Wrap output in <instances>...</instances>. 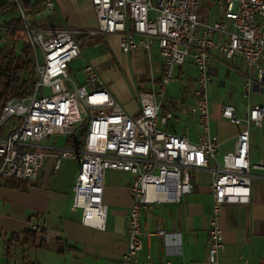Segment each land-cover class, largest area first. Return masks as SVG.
Segmentation results:
<instances>
[{
  "label": "built area",
  "instance_id": "obj_1",
  "mask_svg": "<svg viewBox=\"0 0 264 264\" xmlns=\"http://www.w3.org/2000/svg\"><path fill=\"white\" fill-rule=\"evenodd\" d=\"M202 0H92L98 27H41L31 13L20 6L23 28L32 45L37 78L23 96L10 97L0 116V179L15 177L35 180L50 158L60 169L65 158L80 162L74 184L72 210L82 209V222L106 228L108 204L104 199L109 170L130 173L133 202L127 213V247L122 264H173L155 262L149 253L142 262V213L155 203H179L193 191V173L211 169L213 213L209 225L207 264H220L225 249L220 223L224 204H248L252 197V170L264 168V161L251 159L252 128L264 125V104H248L246 116L235 104H225L222 114L236 124L246 123L237 135L235 148L218 153L222 142L214 129L211 65L214 50L220 49L227 60L240 54L246 63V94L264 88V0H211L221 19L206 21L199 8ZM55 6L53 0L48 1ZM116 35L123 51L141 47L152 53L157 45L162 70H152L151 89L135 95L137 112H130L102 79L94 64L86 66V82L78 85L69 73V64L82 54L79 35ZM39 52L44 56L41 62ZM197 67L194 101L184 112L195 118L196 137L191 124L183 133L163 125L177 119L176 108L165 109L169 85L179 66L188 59ZM73 84L72 89L66 82ZM79 100L90 115L84 116ZM170 103V100H169ZM88 127L80 148L47 146L42 140L52 134H71L79 123ZM9 124V125H7ZM6 131V132H5ZM55 150H60L56 152ZM211 161L218 164L211 167ZM38 229V225H33ZM163 236L167 230L156 232Z\"/></svg>",
  "mask_w": 264,
  "mask_h": 264
},
{
  "label": "crops",
  "instance_id": "obj_2",
  "mask_svg": "<svg viewBox=\"0 0 264 264\" xmlns=\"http://www.w3.org/2000/svg\"><path fill=\"white\" fill-rule=\"evenodd\" d=\"M48 1L0 0V49L5 45L8 49L17 48V42L7 34V26L12 19L21 17L20 6L31 13V19L37 26L73 27L85 30L98 27V18L92 0H53L54 7H50ZM6 2L9 5L1 7V4ZM216 8L218 14H213L211 20L222 18L219 8ZM202 15L200 13L201 17ZM79 39L83 46L82 54L90 51L87 64L83 67L85 71L88 64H97L102 60L113 61L114 59L117 66L118 63L125 61L127 54L122 52L116 35L81 34ZM87 41L92 43L90 48L86 47ZM154 46L158 50L157 45ZM127 53L137 55L146 53V49L141 47ZM2 55L0 51V63L3 59ZM189 61L195 65L191 59ZM149 65L152 68V64ZM184 65L177 68L176 76L186 73ZM222 66H227L229 71L234 70L246 76V63L240 54L233 60H227L217 48L214 50L211 65L212 80L213 72H218ZM111 69L113 70V67ZM156 70L159 76L162 70L160 55L156 62ZM113 71L108 70V73L104 72L102 76L107 80L115 78L117 81L118 71ZM193 81L195 83V77ZM107 85L122 101L125 95L128 99L131 96L130 92H124V90L122 92L114 85ZM192 98L194 101V89ZM130 101L136 105L133 113L137 112L138 100L132 96ZM183 103L185 105L186 100H183ZM228 103L212 100L214 129L222 142L219 152L225 148L224 152L218 153L220 160L225 153L235 148L238 133L246 127L245 122L236 124L223 116L222 108ZM171 104L176 106L178 118L170 120L165 124L168 126L164 127L172 132L183 133L185 124L189 123V120L194 123L195 119L184 112L186 106L182 108L178 106L176 97L171 96L169 92L168 104L165 107H170ZM229 104H235L238 107V113L246 116L249 103L245 107L235 102ZM183 115L189 118V120L184 118L186 120L184 123ZM255 130L254 126L251 159L253 162L264 161V125L257 129L260 132ZM232 140H234L233 148L229 149L228 144ZM72 161L75 160L65 158L61 168L56 169L55 158H50L47 167L41 170L39 178L32 184H28V187H9L3 184L2 178L0 179V264H19L22 257L19 258L17 250L20 249V245L23 253L24 251L26 253L28 247L50 251L51 257L44 254L40 257L38 254V261L43 264H122L127 247V213L133 202L134 178L123 170L113 169L107 172L104 192V199L108 204L106 228H94L82 222V209L72 210L71 208L73 200L71 188L74 187L75 178L69 179L67 166L71 165ZM252 174L251 202L248 204L227 203L223 206L220 223L226 246L221 254L220 264H264V168H254ZM192 179L193 191L186 194L181 202L155 203L152 208L143 211L142 224L145 233L143 247L138 252L142 262L150 253L153 260L158 263L170 260L173 264H207L209 225L214 201L211 185L214 174L211 169H199L194 171ZM33 225H38V241L34 244L15 243L14 255L10 258L7 251L10 240L15 234H21ZM162 228L167 230L166 236L148 233ZM57 239H61L62 245L66 246L64 253H60L54 247ZM42 241L49 246L40 247ZM50 258L55 262L49 261Z\"/></svg>",
  "mask_w": 264,
  "mask_h": 264
},
{
  "label": "rangeland",
  "instance_id": "obj_3",
  "mask_svg": "<svg viewBox=\"0 0 264 264\" xmlns=\"http://www.w3.org/2000/svg\"><path fill=\"white\" fill-rule=\"evenodd\" d=\"M154 2H156V0H154ZM215 6L217 7V5H215V3H213L211 0H202L200 3V8H199L201 15L203 14L201 18L206 19V21H210L211 18L213 17V14H218V10ZM211 10H212V13H210ZM91 44L92 43L90 41H87L86 47L90 48L92 46ZM23 45H24L23 40H19L17 42L18 52L22 51ZM89 52L87 54L85 53L81 54L79 58L77 57V59L73 60L69 64L70 77L78 85H82L83 83L86 82L85 78H87V73L83 69V67H85V65L87 64L88 55H90ZM122 52L126 53L127 56L124 62H121L120 64L118 63V66L115 64L116 61L114 59L113 61L111 59L105 60V61L102 60L97 64L94 63V65L98 68V71L100 72L102 79L105 81L107 79H105L102 76V73L104 72L108 73V70L110 72H114L113 70L118 71L119 79L117 81L115 80V78L110 79V80H107L106 83L109 85H114L115 88H119L120 91L122 92L123 90L124 92H130L131 96H129V99L128 97H126V95L123 101L120 98L118 99L122 103L125 104V107L127 108V110H129L130 112H133L136 105L134 102L130 101V99L132 98V96H135L140 91L151 89L150 80H151L152 70L156 77L158 75L156 72L157 71L156 62L159 59V55H158V50L155 46L153 47L151 54L148 50H146V53H138L137 55L135 54L131 55V53H127L125 51H122ZM39 58L41 62L44 61V56L41 52H39ZM190 59L191 58H189L187 63L184 65V69H186L185 70L186 73L181 76L180 74L177 75L175 80L169 85L170 95L176 97L179 103L178 106L180 108L185 107V106L187 107L188 103L190 104L193 103L192 97H193V89L195 86L193 79L197 75V67L193 65L192 63H189ZM150 63L152 64V68H150V65H149ZM145 64H146V67H144ZM261 64L264 67V60L261 62ZM153 65H154V68H153ZM112 67H113V70L111 69ZM213 74H214V77L209 87V93H210V97L212 100L217 101V102H229V103L235 102V103L240 104L241 106L243 105L244 107L248 103L264 104V89H262L260 92H258L257 90H253L249 95H245L246 89H245L244 83L246 81V76H243L242 74H239L237 71H234V70L229 71L227 66H222L221 68H219L218 72H213ZM29 76H30V72L27 71L24 73V78H29ZM36 78H37V75H36ZM66 84L69 88L72 89L73 84L70 86V82L68 81L66 82ZM32 88H30V90ZM183 100H186L185 105H183L184 104ZM79 104H80L81 109L83 110L84 116L87 117V115H90L81 100H79ZM168 108L169 107H165V109H168ZM184 118L185 119L187 118L189 120L187 115H183L182 117L183 123L186 122ZM192 119H195V118H192ZM189 121H190L189 123L192 125L191 126L192 128L190 130V135L192 138H195L198 128L196 124H194L195 122L193 123L192 120H189ZM79 125H80L79 129H77L74 133L52 134L51 136L43 139L42 144L47 145V146H55L58 148H62V147H65L66 140L70 136H74L78 139L80 138L84 140L85 135L82 129L84 127L86 128L85 131L87 130L88 122L83 126L81 123H79ZM163 126H168V125H163ZM255 128H256L255 130L256 132H260V130H257V129L262 128V127H255ZM233 144H234V140L230 141V143L228 144L229 149L233 148ZM223 150H225V148H223ZM223 150L219 153L224 152ZM55 151L59 152L60 150H55ZM1 164H2V159L0 157V166ZM79 165H80V162L75 160V161H72L71 165L67 166L68 167V171H67L68 177L69 179L75 178L74 183L76 181L77 174L79 172ZM210 166L217 167L218 164L214 161H211ZM46 167H47V164L41 170L45 169ZM40 174L41 173H39V176ZM39 176L37 177V179L39 178ZM37 179L31 180V181L34 182ZM253 185H254V180H253ZM71 193L74 198V194H75L74 187L71 188ZM17 251H19V255H20L19 258H21L23 255H27V253H28L27 256L34 260H38V254L40 255V257L43 254L49 257L52 256L50 251L45 250V249H40L37 247H31V248L28 247V250L26 251V253L25 251L23 253L22 246L20 245V249H18ZM51 259L52 258H50L49 261L55 262Z\"/></svg>",
  "mask_w": 264,
  "mask_h": 264
},
{
  "label": "trees",
  "instance_id": "obj_4",
  "mask_svg": "<svg viewBox=\"0 0 264 264\" xmlns=\"http://www.w3.org/2000/svg\"><path fill=\"white\" fill-rule=\"evenodd\" d=\"M8 2L1 4V7H7ZM7 34L14 39L15 42L19 40L24 41V45L21 52L17 51L16 47L10 49L5 45L0 49L2 55V61L0 63V116L3 112L6 101L12 96H23L29 93L30 88L36 80V64L33 55L32 45L28 39L26 30L23 28L22 17L12 19L7 26ZM30 72L29 78H24L25 72ZM176 107V106H175ZM86 128L83 127V133L85 135ZM84 140L78 139L74 136H70L66 140L65 147L80 148L83 147ZM3 184L13 187L22 188L28 187V184H32L31 180L15 178V177H3ZM39 229L29 228L21 234H15L14 238L8 243V256L13 257V245L15 243L34 244L38 241ZM49 244L45 241L40 243V247L46 248ZM54 247L60 252L64 253L66 246L62 245V240L57 239ZM19 264H43L38 260L29 258L27 255H23Z\"/></svg>",
  "mask_w": 264,
  "mask_h": 264
}]
</instances>
